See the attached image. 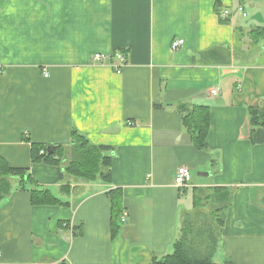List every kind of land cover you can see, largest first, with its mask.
<instances>
[{
    "label": "crops",
    "instance_id": "1",
    "mask_svg": "<svg viewBox=\"0 0 264 264\" xmlns=\"http://www.w3.org/2000/svg\"><path fill=\"white\" fill-rule=\"evenodd\" d=\"M256 28L264 0H0V156L32 178L13 176L0 201V264H158L188 214L211 212L194 189L215 187L232 201L212 264H264V143L250 141L249 122L264 107ZM214 48L223 54L205 56ZM194 106L209 108L206 149L185 120ZM73 130L111 148V181L32 161L33 142L69 143ZM180 166L193 174L183 188ZM34 187L59 202L33 204Z\"/></svg>",
    "mask_w": 264,
    "mask_h": 264
},
{
    "label": "trees",
    "instance_id": "2",
    "mask_svg": "<svg viewBox=\"0 0 264 264\" xmlns=\"http://www.w3.org/2000/svg\"><path fill=\"white\" fill-rule=\"evenodd\" d=\"M264 34V28L253 29L251 35L254 38ZM219 48H214L205 56L213 55L219 58ZM223 54V53H222ZM229 56L227 52L226 56ZM220 61V60H216ZM227 62V59L222 60ZM185 120L192 130L193 143L200 149H206L209 132V108L207 106H194L187 108ZM249 122L251 126L250 141L253 144L264 143V107L255 106L249 108ZM51 144L32 143L31 155L33 162L47 164L65 163V174L85 181L101 178L111 181L112 154L111 148L103 145L92 144L88 138L77 130L72 132V140L69 143H58L55 150L50 153L48 147ZM27 168L10 166L0 156V201L3 200L12 188L11 178L17 176L21 186L26 182H32ZM33 204H48L59 202V199L48 189L34 187L31 190ZM194 200L197 208L210 205L211 212L188 214L179 237L176 239L173 251L156 259L158 264H212L220 235L222 223L225 219V211L232 201V191L226 187L212 189H194ZM115 209V207H114Z\"/></svg>",
    "mask_w": 264,
    "mask_h": 264
},
{
    "label": "built area",
    "instance_id": "3",
    "mask_svg": "<svg viewBox=\"0 0 264 264\" xmlns=\"http://www.w3.org/2000/svg\"><path fill=\"white\" fill-rule=\"evenodd\" d=\"M227 16V12H223L221 13V18H226ZM185 44V39L184 38H178L175 39L172 42V48L178 49L179 47L183 46ZM117 59L119 60V64L116 66L118 68V70H120L123 66H125L126 62H127V57L126 55H124L123 53H118L116 55ZM97 59H102L105 58V55L102 54H98L96 55ZM46 75H48L46 73ZM219 93V87H215L211 90V94H218ZM193 179V174L191 169H189L187 166H180L177 169L176 175H175V185L183 188L186 187L188 185H190V183L192 182ZM123 221H126V216L123 217Z\"/></svg>",
    "mask_w": 264,
    "mask_h": 264
},
{
    "label": "water",
    "instance_id": "4",
    "mask_svg": "<svg viewBox=\"0 0 264 264\" xmlns=\"http://www.w3.org/2000/svg\"><path fill=\"white\" fill-rule=\"evenodd\" d=\"M54 150H55V145H50V146L48 147V151H49L50 153H52Z\"/></svg>",
    "mask_w": 264,
    "mask_h": 264
}]
</instances>
